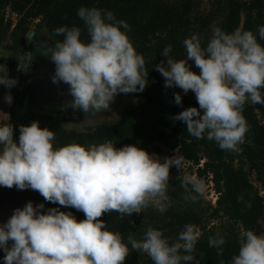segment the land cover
Instances as JSON below:
<instances>
[{"label":"clouds","instance_id":"9594fccd","mask_svg":"<svg viewBox=\"0 0 264 264\" xmlns=\"http://www.w3.org/2000/svg\"><path fill=\"white\" fill-rule=\"evenodd\" d=\"M89 40H81L78 27H60L63 40L51 49L53 83L69 85L71 106L87 115L110 108L117 94L143 92L146 87L145 60L135 50L127 31L129 25L112 12L80 7L77 12ZM123 29V31H122ZM206 45L193 34L183 40L186 58L173 59L171 46L163 49L166 62L155 65L166 88L194 93L199 108L190 107L174 117L186 125L188 134L214 141L221 150L236 151L247 132L242 115L250 101L264 104V25L252 31L236 28L226 33L212 27ZM192 62L199 73L191 70ZM16 81L0 69V86L11 89ZM11 104V95L4 97ZM182 97L174 94L180 105ZM14 139L12 125H0V186L37 191L45 202L83 212L77 221L59 208L45 210L44 204L28 202L0 224L3 264H124L129 245L147 254L153 264H198L193 253L199 233L186 224L169 243L162 231L149 227L142 239L132 235L124 242L119 232L107 230L100 220L112 211L124 216L167 199L169 170L181 169L178 157L164 158L132 145L116 148L112 142L87 147L69 144L54 148L53 131L38 122L20 126ZM184 199L194 202L204 190L194 176H184ZM209 247L223 254L225 240L209 237ZM223 264V262H221ZM230 264H264V234L241 233L238 255Z\"/></svg>","mask_w":264,"mask_h":264},{"label":"trees","instance_id":"16d2710c","mask_svg":"<svg viewBox=\"0 0 264 264\" xmlns=\"http://www.w3.org/2000/svg\"><path fill=\"white\" fill-rule=\"evenodd\" d=\"M82 6L112 12L117 20L130 26L127 35L145 60L146 87L143 92L126 94L132 104L116 121L101 122L84 130L68 129L58 121L39 123L40 128L53 131L54 148L69 144L87 147L110 141L116 148L132 145L159 158L163 157L164 150L177 151L195 170L198 180L213 184L218 195L215 206L204 201L201 194L194 202L186 201L185 189L181 186L184 172L172 166L167 199L162 200L161 206L152 203L140 213L123 218L112 211L98 219L105 222L107 230L119 232L125 243L129 235L142 239L151 227L162 231L171 244L184 225L191 224L200 232L193 253L198 264H230L232 257L238 255L242 232L252 230L258 235L264 234V104L250 101L244 104L242 115L247 126L244 141L236 151L221 150L214 141L190 136L186 125L174 119L183 110L199 108V105L191 91L184 94L179 88H166L165 79L155 70V65L166 62L162 52L167 46H171L169 55L173 59H185L183 40L193 34L200 38L202 46L206 45L213 26L226 33L239 28L256 35L257 27L264 25V0H0V50L26 59V39L34 25L36 31L50 35L54 46L63 40L56 33L60 27L80 28L81 40L87 42V30L77 15ZM14 15L16 22L10 19ZM257 40L264 45L258 36ZM189 64L198 74L199 69L191 61ZM25 66L24 60L17 86L3 88L13 96V108L2 125H12L14 139L20 134L19 127L14 125V114ZM177 93L182 97L180 105L174 102ZM261 95L264 97V89ZM25 191L35 205L44 204L45 210L59 208L71 213L78 222L85 218L83 212L74 208L45 202L37 191ZM209 237L225 240L222 255L209 247ZM3 256L4 252L0 251V264ZM124 264H153V261L129 245Z\"/></svg>","mask_w":264,"mask_h":264},{"label":"water","instance_id":"95a60500","mask_svg":"<svg viewBox=\"0 0 264 264\" xmlns=\"http://www.w3.org/2000/svg\"><path fill=\"white\" fill-rule=\"evenodd\" d=\"M26 42L28 57L14 115L17 127L23 123L28 125L30 116L40 111L66 115L72 109L73 100L69 85L53 83L56 66L51 60L52 48H44L37 42L35 28H31ZM28 202L35 206L25 190L0 186V223L6 222L15 209H22Z\"/></svg>","mask_w":264,"mask_h":264},{"label":"flooded vegetation","instance_id":"af4514ba","mask_svg":"<svg viewBox=\"0 0 264 264\" xmlns=\"http://www.w3.org/2000/svg\"><path fill=\"white\" fill-rule=\"evenodd\" d=\"M35 33H36V40L41 46H43L44 48L49 47L52 49L55 47L53 41L48 36L49 35L48 33L44 32V31H36V28H35ZM27 57H28V53H27L26 59H27ZM124 103H131V102L127 101L126 94L120 93V94H117L115 96V98L112 101V103L110 104V108L108 110H104L98 114L89 113L87 115L82 110L74 109L73 107H72L71 111H69L68 114H66V115L50 114V113H45L43 111H40V112H36L33 116H30V118H29L30 120L28 123L29 124L33 123V121H35V120L38 121V120H40V118L41 119L46 118L47 122L58 121L64 125H67L66 123H70V122H74V121L76 122L77 120L85 122L87 119H89L92 116H97V117L99 116L101 118H108L110 116H114V113L117 112L118 110H120L119 115H121L122 114L121 111L123 110V106L125 105ZM47 122H45V123H47ZM23 124H21V126ZM14 125L17 127V123H14Z\"/></svg>","mask_w":264,"mask_h":264},{"label":"rangeland","instance_id":"374dc122","mask_svg":"<svg viewBox=\"0 0 264 264\" xmlns=\"http://www.w3.org/2000/svg\"><path fill=\"white\" fill-rule=\"evenodd\" d=\"M10 19H12L13 22L17 21V18H16L15 15L11 16ZM37 23H38V21H36V24ZM33 28H36V26L34 25ZM124 104L125 105L123 106V110L121 111V113H123V111H125V109L130 107L132 103H124ZM119 113H120V110L115 112L114 116H110L108 118H101L99 116L98 117L97 116H92L89 119H87L85 122L77 120L76 122L74 121V122L66 123L67 124L66 127L68 129L76 128V129L84 130L85 127H87V126H94V125L99 124L101 122H113V121H116L119 118V116H120ZM33 122L45 123V122H47V119L46 118L45 119H41L40 118V120H38V121L35 120ZM172 157H178L180 159V161H181V170L184 172L185 176H194V177H196V175L194 174L195 170L190 168V164L186 163L183 160V158L181 157V155L177 151L164 150L163 157H160V158L156 157V158H158L161 162H163L164 158H172ZM202 164H203V162H202ZM202 164H201V166H202ZM252 181L255 183V178L254 177L252 178ZM201 182L204 185V190L201 193L204 201L210 202L213 206H215L216 205V201L218 199V195L215 193V191L213 189V184L211 182H208L207 180H202ZM255 185L257 186L256 183H255ZM262 195L264 196V193H262ZM214 201H215V203H214ZM154 204L156 206H161L162 201L155 202ZM198 233L200 235V232H198Z\"/></svg>","mask_w":264,"mask_h":264},{"label":"crops","instance_id":"0c3cea01","mask_svg":"<svg viewBox=\"0 0 264 264\" xmlns=\"http://www.w3.org/2000/svg\"><path fill=\"white\" fill-rule=\"evenodd\" d=\"M25 58L20 54L9 53L4 50H0V69H7L8 75L10 78L16 81L14 87L19 83L20 70L24 63ZM12 87L11 89H13ZM3 86H0V125L9 118L10 110L13 108V96L11 104L5 102L4 97L9 95L7 91L3 89ZM15 115V114H14Z\"/></svg>","mask_w":264,"mask_h":264},{"label":"built area","instance_id":"2783aa9c","mask_svg":"<svg viewBox=\"0 0 264 264\" xmlns=\"http://www.w3.org/2000/svg\"><path fill=\"white\" fill-rule=\"evenodd\" d=\"M214 203H215V201H214Z\"/></svg>","mask_w":264,"mask_h":264}]
</instances>
